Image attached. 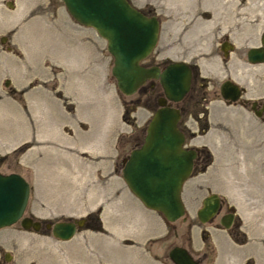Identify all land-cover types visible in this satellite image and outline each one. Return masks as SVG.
Returning <instances> with one entry per match:
<instances>
[{
	"label": "rangeland",
	"instance_id": "1",
	"mask_svg": "<svg viewBox=\"0 0 264 264\" xmlns=\"http://www.w3.org/2000/svg\"><path fill=\"white\" fill-rule=\"evenodd\" d=\"M130 2L150 7L161 21L154 49L158 61L200 57L203 68L208 52L217 51L225 9L227 22L240 17L236 10L244 6L235 0ZM243 3L255 6L264 19V0ZM205 11L209 21L192 26ZM112 65L105 40L72 19L62 0H0V172L19 173L29 182L24 215L55 222L98 213L102 227H82L61 241L48 230H25L16 222L0 229V264H173L168 257L173 245L201 256L203 264H244L251 256L264 264V162L251 166L257 152L236 145L249 141L242 140L243 126L228 134L225 124L211 122L213 128L192 139L207 143L214 160L184 185L185 219L168 223L122 179V158L140 145L145 130L123 117V101L130 96L118 90ZM5 79L11 81L7 87ZM196 182L236 206L242 228L236 237L244 245L219 227L225 206L209 222H199L196 211L206 191L198 194ZM203 229L211 257L203 255Z\"/></svg>",
	"mask_w": 264,
	"mask_h": 264
},
{
	"label": "water",
	"instance_id": "2",
	"mask_svg": "<svg viewBox=\"0 0 264 264\" xmlns=\"http://www.w3.org/2000/svg\"><path fill=\"white\" fill-rule=\"evenodd\" d=\"M69 15L79 24L90 27L106 42L113 58L111 74L123 95L133 94L146 79L160 78L166 97L180 99L189 89L191 71L183 62H173L160 72L157 67L146 68L140 62L153 50L159 36L156 16L148 17L129 0H62ZM12 7L11 2H7ZM5 39L2 37L1 40ZM9 80L5 81V85ZM230 89V90H229ZM221 93L236 99L238 88L224 83ZM160 108L152 115L140 146L123 158L122 178L129 190L148 209L162 214L169 222L183 217L186 212L181 193L193 169L196 150L184 148V134L178 128L177 109L160 100ZM30 195V185L16 173L0 172V229L19 222L25 230L42 229L40 220L24 215ZM220 197L206 196L197 211V218L206 223L218 212ZM85 218L46 222L59 240L71 239L85 224ZM220 223L229 227L226 215ZM174 264H200L183 246L175 245L168 252ZM11 255L6 252L5 260Z\"/></svg>",
	"mask_w": 264,
	"mask_h": 264
},
{
	"label": "flooded vegetation",
	"instance_id": "3",
	"mask_svg": "<svg viewBox=\"0 0 264 264\" xmlns=\"http://www.w3.org/2000/svg\"><path fill=\"white\" fill-rule=\"evenodd\" d=\"M235 1H237V4L244 5L242 8L243 10L238 11L232 6L231 10H236V12L243 14H240V17H235L226 22L225 9L222 34L218 35L215 46L217 47V51L216 49L210 50L208 56L205 57L208 59L207 68L202 67L199 61L200 57L194 60H188L183 57L176 59L163 57L162 61H158L161 57L154 55V49L162 31L161 21L150 7L139 8V10L148 17L153 15L156 16L159 22L157 43L140 64L146 68L157 67L159 71L162 72L170 63L183 62L190 69L191 77L189 89L178 100H172L166 97L159 77L146 79L133 94L128 95L130 96L129 99L124 100L128 109V123H130L133 128L145 130L146 133L147 124L152 115L161 107L159 103L160 100L164 99L166 105L177 109L180 114L178 128L184 134L183 147L196 150V158L194 159L190 177H197L198 173L204 172L207 166L214 160V153L207 143H203L202 141L199 143H191L192 139L197 135H202L208 132L210 128H213L211 122L214 124H225L224 128L228 134H230L228 131L229 129L233 131L242 130L239 129V127L243 126L244 132L242 134V140L249 138V141L244 140L241 144L237 143L236 145L244 147V150L253 148L255 153L257 152L258 157L255 155L256 158L253 160L254 162L252 161L251 166H255V164L261 165L264 162V138L261 136L264 131V19L259 18L260 12L255 6L254 8L245 6V3H243L245 0ZM207 12H203L202 15L197 14L200 16L193 18L195 22L192 23V26L199 22L209 21L206 19L208 15H205ZM235 15L236 13L233 14V16ZM215 26H217L218 29L220 28L219 25H211L212 28ZM6 80H9L8 85H5ZM5 81L4 85L6 87L9 86L11 83L10 79H5ZM224 83L238 88V96L236 99H231L230 97L225 98L222 95L221 87ZM11 90H13V88H11ZM188 119H191L195 126L188 124ZM252 137L254 139H252ZM223 138V145L226 149V142L229 141L226 140V135ZM186 142L189 144H186ZM20 149L22 150L23 147H20ZM204 165L205 168L203 167ZM119 166L117 162L118 171ZM227 181L226 188H229ZM196 185V192L198 194L203 190L206 191L204 197L212 193L218 194L211 190L207 183L204 187L199 182H196ZM218 196L220 197V206L216 215L224 206L226 207L225 212L220 215L219 223L222 216L226 215V222L230 224L228 228H225L220 223L221 226L219 225V227L226 230V233L234 243L244 245L245 240L243 239L240 241L237 240L236 237V233H240L242 229L241 223L239 224L238 222L239 215L236 206L228 200L227 195V200L219 194ZM85 219L83 227L93 228L96 227L95 225H98L97 223H99V226L101 225L98 221V213H90ZM46 222H50L51 224L54 223L41 220L43 230H46L44 228ZM93 222L95 223L93 224ZM175 234H177L176 231ZM207 234L208 232L203 229L201 234L204 241L203 255L211 257L212 244ZM244 235L245 232L241 231V236ZM194 258L198 260L200 264H203L201 256ZM252 258V256L249 257L244 264H255Z\"/></svg>",
	"mask_w": 264,
	"mask_h": 264
},
{
	"label": "trees",
	"instance_id": "4",
	"mask_svg": "<svg viewBox=\"0 0 264 264\" xmlns=\"http://www.w3.org/2000/svg\"><path fill=\"white\" fill-rule=\"evenodd\" d=\"M123 102H124V108H125V111H124L125 116H123V117L126 118V116L128 115V109H127V106H126L127 105L126 102L125 101H123ZM205 165L203 166L204 168H205Z\"/></svg>",
	"mask_w": 264,
	"mask_h": 264
},
{
	"label": "bare ground",
	"instance_id": "5",
	"mask_svg": "<svg viewBox=\"0 0 264 264\" xmlns=\"http://www.w3.org/2000/svg\"><path fill=\"white\" fill-rule=\"evenodd\" d=\"M226 11H227V9H226ZM64 183V182H63ZM62 186V185H61Z\"/></svg>",
	"mask_w": 264,
	"mask_h": 264
}]
</instances>
